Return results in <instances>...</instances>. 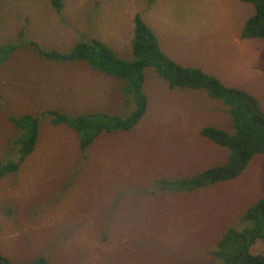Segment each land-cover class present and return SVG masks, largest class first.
<instances>
[{
  "label": "rangeland",
  "instance_id": "obj_1",
  "mask_svg": "<svg viewBox=\"0 0 264 264\" xmlns=\"http://www.w3.org/2000/svg\"><path fill=\"white\" fill-rule=\"evenodd\" d=\"M233 1L62 0L56 11L47 0H0V166L18 165L0 176V255L10 264H221L213 255L220 238L245 227L244 214L264 197V154L237 178L193 191L159 183L227 163L229 151L200 131L233 134L228 108L204 90L170 89L146 67L138 124L102 132L82 151L80 133L47 112L123 119L134 102L124 81L100 71L110 91L102 84L103 94L78 101L80 74L94 69L40 51L69 54L98 41L132 61L139 15L171 60L245 91L264 113V39L235 43L254 8ZM27 115L38 118V136L19 160L16 121ZM250 252L264 256V241Z\"/></svg>",
  "mask_w": 264,
  "mask_h": 264
},
{
  "label": "trees",
  "instance_id": "obj_2",
  "mask_svg": "<svg viewBox=\"0 0 264 264\" xmlns=\"http://www.w3.org/2000/svg\"><path fill=\"white\" fill-rule=\"evenodd\" d=\"M47 1L54 10L62 9V0ZM239 1L249 3L254 8L253 15L243 25L241 38L264 39V0ZM40 52L53 61H86L94 70L126 83L124 92L135 105L129 117L122 119L105 113H92L70 119L56 112L46 113L55 124L65 123L80 133L82 151L102 132L128 131L138 124L147 108L146 96L142 92L143 71L146 67H152L170 89L204 90L211 99L222 102L228 108L233 134L214 127H204L200 131L202 137L229 151L227 163L182 180H162L159 185L164 190L193 191L235 179L246 169L254 155L264 154V113L258 101L241 89L223 85L219 79L198 68L183 67L171 60L160 49L156 37L139 15L134 18L132 61L120 60L98 41L78 44L69 54ZM16 124L23 131L19 140L21 147L18 149L21 160L34 150L38 118L27 115L16 121ZM17 168L18 165L14 163L0 166V176ZM242 223L245 227L241 230L229 229L224 233L213 255L221 264H264L263 255L250 252L257 240L264 241V197L246 211ZM0 264L10 262L0 255ZM38 264H43V260L40 259Z\"/></svg>",
  "mask_w": 264,
  "mask_h": 264
},
{
  "label": "crops",
  "instance_id": "obj_3",
  "mask_svg": "<svg viewBox=\"0 0 264 264\" xmlns=\"http://www.w3.org/2000/svg\"><path fill=\"white\" fill-rule=\"evenodd\" d=\"M237 1H239V0L233 1L234 4ZM239 2H240L239 3L240 5H243L245 7V9L247 8L248 3L241 2V1H239ZM252 15L253 14H251V16ZM149 17H151V15H149ZM248 18H246V19H248ZM246 19H245V21H246ZM240 34H241V32L234 37L235 38V40H234L235 43H239V36H241ZM250 39H253L254 40V38H250ZM77 67H81L83 69L82 64L81 63H78L77 66L74 67L75 72L78 69ZM100 75H102V73H99L98 71H95V70L92 71V69H89V67H86V69H84V74L81 73L80 74V77L84 81L83 82V87H84V89H85L86 92L85 91H81V93H79V96H81V97L79 98L78 101H89V100H92V96H97V95L103 94L104 86L102 84H104L106 86V91H110L111 86H112V83L110 84L111 79H107L109 77H104L103 78V76H100ZM101 81H104V82H101Z\"/></svg>",
  "mask_w": 264,
  "mask_h": 264
}]
</instances>
